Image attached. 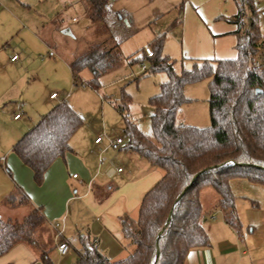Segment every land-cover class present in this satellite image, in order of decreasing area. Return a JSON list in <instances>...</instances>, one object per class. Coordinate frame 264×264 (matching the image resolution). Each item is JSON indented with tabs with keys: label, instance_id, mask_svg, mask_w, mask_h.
<instances>
[{
	"label": "crops",
	"instance_id": "obj_1",
	"mask_svg": "<svg viewBox=\"0 0 264 264\" xmlns=\"http://www.w3.org/2000/svg\"><path fill=\"white\" fill-rule=\"evenodd\" d=\"M40 1L0 0V217L4 221H22L39 209L46 229L52 234L51 240L44 243L39 239L49 250V264H79V238L85 235L98 241L100 252L110 261L118 262L134 252L123 236L122 219L129 216L138 220L144 195L165 173L135 152L126 151V145L118 151L111 150L117 166L112 162L101 165L99 157L107 144L96 145L99 132L81 128L70 141L71 151L53 163L42 186L35 184L32 171L14 153V147L62 102L77 112L66 102L75 86L70 65L77 55L59 48L61 28L56 19L47 23L31 10V2ZM116 2L110 0L107 15ZM169 4L182 5L184 15L181 33L175 39L182 53L178 57L237 58L238 27L226 20L237 14L233 0H169ZM114 13L120 15L121 21L126 20L122 15L127 13L120 10ZM125 24L130 26L127 21ZM14 56L19 60L12 61ZM91 79L92 75L82 85H88ZM53 94L57 95L55 99L51 98ZM184 106L178 113L179 124L198 127L179 118ZM111 164L123 172L109 179L103 172ZM239 184L245 187L239 189ZM231 190L236 197L240 232L225 222L217 207L218 194L205 188L201 204L210 245L191 250L185 264H264V187L235 179L231 181ZM15 194L28 199V203L6 205L5 200ZM54 222L61 224L59 231L63 232L58 242L57 231L51 227ZM59 243L69 246L66 255L59 254ZM0 264L46 263L38 249L20 244L2 256Z\"/></svg>",
	"mask_w": 264,
	"mask_h": 264
},
{
	"label": "trees",
	"instance_id": "obj_2",
	"mask_svg": "<svg viewBox=\"0 0 264 264\" xmlns=\"http://www.w3.org/2000/svg\"><path fill=\"white\" fill-rule=\"evenodd\" d=\"M87 1L89 19L103 22L110 0ZM233 1L237 14L226 20L238 27L237 58L199 60L191 70L179 73L176 62L163 54V39L159 38L152 43V57L144 53L143 58L129 59L130 64L149 62L142 76L161 72L167 76L160 93L150 99L153 137L124 118L125 150L135 152L165 174L144 195L138 220L125 216L121 221L123 236L134 252L112 262L100 252L98 241L85 235L79 238V264H185L191 250L210 245L201 204L205 188L218 194L217 207L225 222L240 232L231 181L244 179L264 187V36L255 0ZM102 46L71 62L75 86L80 74L88 70L92 73L88 86L97 90L100 78L119 66V45L109 48L104 42ZM204 80L209 81L210 126L179 124L178 113L190 102L185 88ZM129 100L123 94V103ZM118 111L123 113L124 107L119 106ZM82 125L77 112L62 102L16 144L14 153L32 171L37 186H42L53 163L71 151L70 141ZM27 203L28 199L18 194L5 200L9 206ZM45 224L39 209L22 221L0 217V258L25 244L38 249L41 259L49 264V250L39 242Z\"/></svg>",
	"mask_w": 264,
	"mask_h": 264
},
{
	"label": "rangeland",
	"instance_id": "obj_3",
	"mask_svg": "<svg viewBox=\"0 0 264 264\" xmlns=\"http://www.w3.org/2000/svg\"><path fill=\"white\" fill-rule=\"evenodd\" d=\"M255 3L259 9L260 29L264 36V0H255ZM30 6L31 10L47 23L56 19L61 28H58L59 48L66 50L67 54L78 56L91 49L103 48L102 41L107 42L109 48L119 45L117 50L121 62L116 69L100 78V88L96 91L86 84H81L92 75L90 71L85 70L80 74L78 84L73 85L72 97L68 96L66 99L82 118V130L92 129L99 132L98 135L104 133L107 138L103 145L121 137L124 139V148L127 141L123 132L124 118L131 115L132 118L128 119L143 134L153 137V109L150 99L160 93V87L167 77L163 72L142 76V66L148 69L149 62L129 64L128 60L143 58L144 49H152L154 40L161 38L163 54L176 62L177 72L191 70L199 63L198 59L192 57H178L182 56V53L180 46L176 45L178 40L175 39L182 29V5H171L169 0H117L112 4L107 17L100 23H93L89 19L90 6L87 0H41L38 3L31 2ZM115 9L127 13L122 15L126 17L125 21H121L120 15L114 13ZM126 21L130 26H125ZM66 30H70L71 34H65ZM70 84H73L72 76ZM123 94L130 98L128 104L123 103ZM209 94L208 80L187 86L185 96L190 102L184 106L179 118L184 122L197 124L199 128L209 127ZM119 106L124 107L123 113L118 111ZM113 152L110 150L104 156L108 160L107 164L112 162L117 166L115 158L111 157ZM243 187L245 185L241 184L239 189ZM51 237L52 234L45 227L39 239L44 243L51 240Z\"/></svg>",
	"mask_w": 264,
	"mask_h": 264
},
{
	"label": "built area",
	"instance_id": "obj_4",
	"mask_svg": "<svg viewBox=\"0 0 264 264\" xmlns=\"http://www.w3.org/2000/svg\"><path fill=\"white\" fill-rule=\"evenodd\" d=\"M145 51V54L149 57H152L154 52L152 49H150L149 47H146L144 49ZM19 60V57L18 56H14L12 58V61H18ZM142 70L145 71L146 70V66H142ZM57 97L56 94H53L51 96L52 99H55ZM20 117V115H17L16 118L18 119ZM130 116L128 115L127 118H129ZM106 135L103 133V134H100L98 135L97 139L95 140V144L96 145H103L104 143V140L106 139ZM124 145V139L119 137L115 140H111L109 142V144L104 147V151L100 154V157H99V160H100V164L101 165H104L105 163H107V158L103 155L105 151L107 150H114V151H118L121 149V147ZM123 172V169L122 168H114L112 165H110L108 167L107 170H105L103 172V175H105V177L107 178H113L115 175L117 174H120ZM74 178H78V175H74L73 176ZM82 183V182H81ZM60 223L59 222H54L51 224V227L53 230L57 231V234L55 236V240L58 242V240H60V238L63 236V232L62 231H59V227H60ZM57 250L59 252L60 255H66L68 252H69V246L66 244V243H59L57 245Z\"/></svg>",
	"mask_w": 264,
	"mask_h": 264
},
{
	"label": "water",
	"instance_id": "obj_5",
	"mask_svg": "<svg viewBox=\"0 0 264 264\" xmlns=\"http://www.w3.org/2000/svg\"><path fill=\"white\" fill-rule=\"evenodd\" d=\"M65 34H71V31L70 30H66L64 31ZM258 93H261V90H257Z\"/></svg>",
	"mask_w": 264,
	"mask_h": 264
}]
</instances>
